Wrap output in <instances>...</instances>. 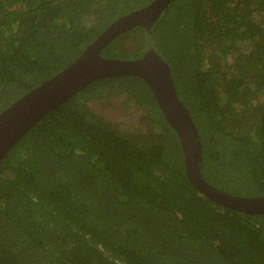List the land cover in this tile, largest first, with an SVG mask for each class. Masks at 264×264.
Returning <instances> with one entry per match:
<instances>
[{"label": "trees", "instance_id": "obj_1", "mask_svg": "<svg viewBox=\"0 0 264 264\" xmlns=\"http://www.w3.org/2000/svg\"><path fill=\"white\" fill-rule=\"evenodd\" d=\"M151 1L0 0V111ZM151 48L197 127L203 178L264 196V0H172L150 31H127L101 54ZM96 105L125 114L112 120ZM0 264H264V214L190 183L178 135L142 78H100L0 161Z\"/></svg>", "mask_w": 264, "mask_h": 264}, {"label": "water", "instance_id": "obj_2", "mask_svg": "<svg viewBox=\"0 0 264 264\" xmlns=\"http://www.w3.org/2000/svg\"><path fill=\"white\" fill-rule=\"evenodd\" d=\"M172 0H152L111 22L69 66L0 111V161L39 120L100 78L137 76L151 89L169 125L176 131L190 183L210 200L248 214H264V196L243 197L222 191L202 176L201 141L197 127L179 99L169 65L153 49L135 59L104 57L102 49L119 35L144 27L150 31Z\"/></svg>", "mask_w": 264, "mask_h": 264}, {"label": "rangeland", "instance_id": "obj_3", "mask_svg": "<svg viewBox=\"0 0 264 264\" xmlns=\"http://www.w3.org/2000/svg\"><path fill=\"white\" fill-rule=\"evenodd\" d=\"M118 100L120 101L121 98H118ZM116 101V100H115ZM95 109L99 112L104 113L108 118L115 120L117 117H119L121 114H125V112H123V110L120 107H112V106H102V105H96ZM128 114V121L130 122H135L137 119V115H135L134 113L132 114Z\"/></svg>", "mask_w": 264, "mask_h": 264}]
</instances>
